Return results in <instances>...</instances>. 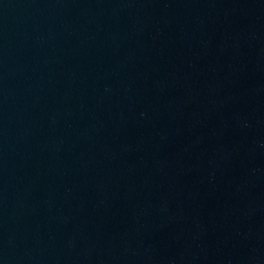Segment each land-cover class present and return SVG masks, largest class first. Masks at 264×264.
<instances>
[{
    "label": "water",
    "instance_id": "water-1",
    "mask_svg": "<svg viewBox=\"0 0 264 264\" xmlns=\"http://www.w3.org/2000/svg\"><path fill=\"white\" fill-rule=\"evenodd\" d=\"M0 264H264V0H0Z\"/></svg>",
    "mask_w": 264,
    "mask_h": 264
}]
</instances>
